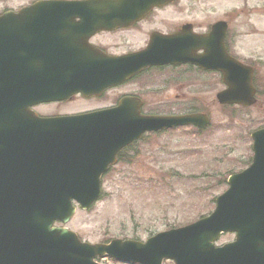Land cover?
<instances>
[{
	"label": "water",
	"instance_id": "water-1",
	"mask_svg": "<svg viewBox=\"0 0 264 264\" xmlns=\"http://www.w3.org/2000/svg\"><path fill=\"white\" fill-rule=\"evenodd\" d=\"M81 3H41L0 17V76L2 66L19 56L20 24L5 23L11 17H67ZM213 26L207 39L219 28ZM213 53H216L213 50ZM203 59L209 69L223 75L227 90L217 96L219 104H253L250 70L218 51ZM69 83L54 88L72 93L84 90V72H59ZM0 146L6 156L0 168L6 177L0 184V264H95L108 256L121 262L161 264H264V129L251 135L253 159L250 167L231 176L228 189L215 201L214 211L184 228L155 235L144 244L113 240L107 245L81 243L64 228L51 229L57 221L66 224L75 210H87L100 196L99 177L114 163L119 149L145 131L193 126L205 128L204 115H187L171 120L117 118L126 109L91 116L37 119L26 108L36 98L34 87L1 86ZM60 97V96H59ZM37 99V100H36ZM2 164V165H1ZM20 181V182H19ZM234 234V241L220 248L214 243L221 234Z\"/></svg>",
	"mask_w": 264,
	"mask_h": 264
},
{
	"label": "flooded vegetation",
	"instance_id": "flooded-vegetation-1",
	"mask_svg": "<svg viewBox=\"0 0 264 264\" xmlns=\"http://www.w3.org/2000/svg\"><path fill=\"white\" fill-rule=\"evenodd\" d=\"M53 2L81 3L82 7L69 10L70 15H75L67 17L4 18L5 23L20 24V43L19 58L2 66L1 86L18 87L21 101L22 88L34 87L36 98L44 100L31 102L26 111L36 118L91 116L120 108L128 111L119 113L120 119L171 120L193 114L209 119L197 111L205 103L201 101L203 91L209 89L212 102L227 110L249 112L264 101V39H256L259 32L237 34L232 24L223 19L202 28L200 0H11V4L0 6V17ZM249 8L245 3L248 15ZM218 23L224 24L219 28L224 30L222 39L220 32L213 40L207 39ZM247 24L244 28L251 25ZM213 50L222 52L245 71H252V107L217 103V96L227 87L223 75L217 69H209L211 61L203 59L216 54ZM71 70L84 72V90L71 93L62 89L58 97H52L58 83L70 82L62 74L59 80V72ZM207 129L176 126L143 132L117 151L114 164L100 177L101 186L118 167L130 166L153 141L179 131L199 136ZM1 150L2 146L0 163L6 156ZM5 179L6 169L0 168V184Z\"/></svg>",
	"mask_w": 264,
	"mask_h": 264
},
{
	"label": "rangeland",
	"instance_id": "rangeland-1",
	"mask_svg": "<svg viewBox=\"0 0 264 264\" xmlns=\"http://www.w3.org/2000/svg\"><path fill=\"white\" fill-rule=\"evenodd\" d=\"M6 2L11 4V0H0V6ZM200 11L202 28L223 19L237 34L259 32L257 38L256 34L252 37L260 42L264 39V0H200ZM247 22L251 25L244 28ZM201 101L205 103L197 111L211 121L203 134L179 131L167 140L153 141L130 166L118 167L105 179L101 198L89 210L76 207L65 228L91 244L114 239L143 241L210 214L214 199L227 188L228 176L246 168L251 158L248 134L264 126V101L249 112L227 110L212 102L211 89L203 91ZM231 240V235H224L216 246Z\"/></svg>",
	"mask_w": 264,
	"mask_h": 264
}]
</instances>
